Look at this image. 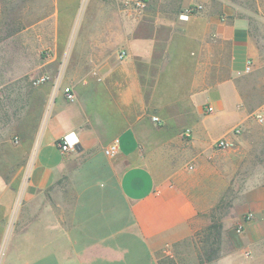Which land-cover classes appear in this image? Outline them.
<instances>
[{"label": "crops", "instance_id": "0c3cea01", "mask_svg": "<svg viewBox=\"0 0 264 264\" xmlns=\"http://www.w3.org/2000/svg\"><path fill=\"white\" fill-rule=\"evenodd\" d=\"M197 3L200 10L182 16ZM124 6L87 8L67 54L56 40L46 52L40 75L49 80L22 93L19 119L31 124L15 142L27 175L22 184L0 178V264H167L232 173L237 239L225 257L258 260L264 133L251 115L264 108V62L249 19L219 0ZM115 138L119 150L108 157ZM64 139L67 151L58 145ZM219 139L229 146L216 148Z\"/></svg>", "mask_w": 264, "mask_h": 264}, {"label": "rangeland", "instance_id": "374dc122", "mask_svg": "<svg viewBox=\"0 0 264 264\" xmlns=\"http://www.w3.org/2000/svg\"><path fill=\"white\" fill-rule=\"evenodd\" d=\"M219 1L234 5L239 15L249 19L260 58L264 62V0ZM170 2L177 4V1ZM109 6L123 7L124 0H0V178L5 182L15 179L14 182L22 184V180L26 179L27 174H23L22 168L25 167V161L21 159V143L15 142V136L20 137L18 129L31 124V120L19 119L23 108L22 93L33 91L37 87L33 85V79L44 70L41 63L45 60L46 52L56 40L66 46V55L77 39L78 30L83 31L88 23L86 9ZM67 25L70 31L64 32ZM82 33L79 32L80 35ZM34 106L33 103L29 105L30 115L33 114ZM256 113L257 111L251 115L255 122L254 128L264 133V128H260L264 127V120L258 121ZM33 160V156L28 157L29 166H32ZM223 182L225 186L219 200L199 215L201 225L195 235L178 245L171 256L166 258L167 262L246 263L244 254L234 261H228L225 257L235 247L233 243L237 235H233V215L238 209L233 208V197L237 195L233 191V173L223 176ZM22 191L21 187L15 195V207L9 226L17 219ZM7 231H10L9 228ZM5 241L6 237L0 254ZM250 264H264V256Z\"/></svg>", "mask_w": 264, "mask_h": 264}, {"label": "built area", "instance_id": "2783aa9c", "mask_svg": "<svg viewBox=\"0 0 264 264\" xmlns=\"http://www.w3.org/2000/svg\"><path fill=\"white\" fill-rule=\"evenodd\" d=\"M146 0H136V5L137 6H141L144 5ZM202 8V5L197 3L194 4L192 6H189L188 8H186V12L184 15V17H187V15L195 10H200ZM126 55L125 51H121L118 53V57L121 59ZM251 69V65L250 62H247L246 66H245V71H250ZM60 72V71H59ZM59 73L55 79L54 82V86L53 89L55 90L58 87L59 84ZM49 76L48 75H40L38 77H36L35 79H33V85L38 86L42 83H45L46 81L49 80ZM66 99L68 101H73L75 99V94L73 93L71 87L66 86L63 89ZM207 112H211L212 111V107L209 106L206 108ZM255 117L258 121L262 122L264 120V108H261L257 111V113L255 114ZM153 121H158V118L156 117H152ZM237 131V130H236ZM15 141H17V138L15 137ZM59 147L63 150V151H67L69 149V143L64 139L61 143H58ZM229 146V143L226 139H219L215 142V147L219 148V149H225ZM119 150V139L115 138L113 139L105 148H104V153L106 156L108 157H113L117 154ZM252 218V213H247L245 214V217L243 218V221H247L250 220ZM243 221L237 224L236 227V231L241 233L243 231Z\"/></svg>", "mask_w": 264, "mask_h": 264}, {"label": "trees", "instance_id": "16d2710c", "mask_svg": "<svg viewBox=\"0 0 264 264\" xmlns=\"http://www.w3.org/2000/svg\"><path fill=\"white\" fill-rule=\"evenodd\" d=\"M167 264H170V262H168Z\"/></svg>", "mask_w": 264, "mask_h": 264}]
</instances>
